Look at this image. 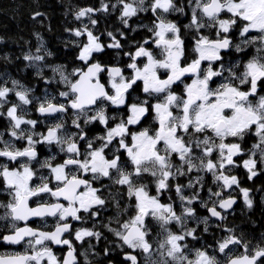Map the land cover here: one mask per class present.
<instances>
[{
	"label": "snow or ice",
	"instance_id": "snow-or-ice-1",
	"mask_svg": "<svg viewBox=\"0 0 264 264\" xmlns=\"http://www.w3.org/2000/svg\"><path fill=\"white\" fill-rule=\"evenodd\" d=\"M146 0H116L111 5L115 11L118 7L121 15L120 19L125 26L128 20L137 16L141 12L150 11L154 16L152 27L148 31L152 32L154 40H145V44H154L159 48L162 59H157L149 48L141 45L134 53H125L130 56L131 63L127 68L133 74L125 76L122 68L113 66L107 68V75L111 81V91L105 89L101 83L100 73L105 72V66L93 62L94 52L104 51L105 45L100 42L99 36L84 25L81 29L71 30L76 37L84 36L86 42L80 45L78 59L83 61L87 68L74 69L69 75L76 77L70 79L60 69V80L67 87V91L59 93L64 98L65 103L54 102L56 97L30 98L29 90L19 85L18 81H12V88L0 86V109H4L9 104L8 97L14 95L19 103H11L5 111H0V116L8 119L9 135L14 140L26 141V147L17 148L12 139L5 140L3 133H0V158H6L8 162L15 163L20 158H25L26 162H21L14 168L9 167V163L0 162V180H2L5 190L11 196V200L6 204H0L5 212L0 215V221H10V234H0V242L8 245H25L23 253L12 255H0V264H77L75 248L71 241L64 237L65 233L73 231L70 223H65L69 217L72 220H87V217L80 215L90 213L93 217L99 215V208L105 205V199L98 195L100 189L92 186V181L108 178L114 184L127 186L129 199L134 198L135 215L127 222L121 224V230H108L122 241L123 246H127L133 251L143 254V264H222L215 255H209L206 250H196V259L190 260L185 253L188 244L185 242L188 237L193 240L199 239L194 228H187V218L195 217V209L190 207L198 198V192L192 197H185L182 194V186L176 185L175 190L182 202V212L180 215L174 210L171 204L160 203L158 196H150L146 191V186L137 185L133 177H141L144 174L156 178L157 192L169 189V180L175 179L176 174L185 175L196 170L197 172L211 173L214 182L217 184V191L208 189L209 200L212 197L217 199L209 207L207 201H201V206L207 208L210 217L219 220L226 219L221 210L232 208L235 200L229 195L224 197L226 190L233 186L239 188L243 199L248 207H252V200L249 191L240 188L236 176L230 174L229 166H238L234 160L236 156L244 155V149L238 142L225 143L228 137L244 140L245 136L252 133L258 142L249 151V158L243 161V167L249 172V179L258 173L254 170L257 163L264 165V95H260L253 102L250 97H257L258 91L264 88V0H194L190 4L191 18L188 28L192 29L195 35L193 52L196 57L185 66H181V59L184 57V40L181 37V29L176 23L167 19V14H184V8L178 6L176 0H152L151 4L145 7ZM96 11H109V4L101 0L99 9L83 8L76 12L75 18L80 20L88 17L90 23L95 25L97 21L92 19V14ZM222 13L226 18L222 17ZM37 15H42L37 13ZM240 23L239 34L241 37H248L249 33L258 35L243 40L242 43L253 44L258 42L260 47L256 48L257 55L253 56L241 74L237 75L232 68L221 71H213L208 67L201 78V63L203 61H218L222 57L221 50H227L232 45L228 33ZM215 29L216 39H209L201 33V29ZM112 43L108 48L120 49L122 47L119 40L111 32L107 34ZM123 35V33H121ZM39 39V37H37ZM237 52L242 51L240 45H235ZM39 51V49L37 50ZM141 57L146 58V63L142 67L138 66L136 60ZM25 60L40 61L42 56H25ZM163 69L166 78H161L158 70ZM224 71L229 73L216 88L210 87L213 77L223 76ZM190 75L195 79L190 85L185 86V96H178L172 91V86L182 80V77ZM141 81L143 92L148 97H156L157 102L150 104L148 99L139 103H128L129 90L133 89L137 82ZM248 85L246 90H241V86ZM36 101L37 111L42 116H56L57 113L65 114L69 109L74 110L75 119L72 124L75 128L81 129L79 133H66L64 129L63 117H58L57 123L47 128V132L39 133L32 131L36 128L37 121L25 119L27 109L25 106ZM100 102L99 105L97 102ZM107 102V104H105ZM128 105L129 113L126 120L122 119L114 127H109V120L116 117L106 115L108 106L121 108ZM96 106V107H94ZM155 113V120L158 128L149 134L148 129L138 132H130L129 126L136 125L149 113ZM173 109L178 111L174 115ZM19 110V111H18ZM227 110V111H226ZM94 112V115H89ZM83 118L85 124L99 121L107 129L106 135L98 137L103 143L94 148L91 140L85 141L86 150L81 159V147L79 140H85V134L79 121ZM29 126L28 128L22 127ZM39 139L34 140L33 137ZM119 137L118 140L116 138ZM125 137H130V143L125 141ZM185 137L188 139L186 140ZM116 140L118 147L126 153L131 171L125 170L121 156L112 153L111 158L105 155V149ZM46 143L55 144L60 151L65 153L67 158L63 163L53 166L50 160H45L40 166L50 169L52 179L56 186L50 187L48 177H39L40 183L31 185L30 182L36 173L30 166L31 161L37 158L35 145ZM199 150V155L196 154ZM111 151V150H110ZM259 152V161L254 158ZM217 157L213 158V153ZM173 155L177 156L182 163L174 166ZM54 158V157H53ZM186 167V171L184 166ZM175 167V171H173ZM225 169H229L228 172ZM83 176L91 175L90 179ZM202 177L196 178L195 182H190L187 187L195 188L197 184L203 187ZM83 188L84 191H80ZM47 193L55 198L54 203H39L35 207L29 206L32 197H39ZM68 202L66 207L60 200ZM189 205V206H183ZM96 208L97 211H93ZM126 211V209H125ZM151 216L159 222L161 230L165 233L164 239L159 243L156 252L150 243L149 229L145 225V218ZM45 217L57 218L53 231H42L28 225V221L33 218L44 219ZM209 217H205L201 222L205 224L204 231H207ZM24 222V226H18L16 222ZM117 222H119L117 220ZM170 224L179 225L181 231L173 232L169 229ZM231 232L232 230L228 229ZM75 240L83 242L85 238L95 237L100 239L101 233L87 228L76 229ZM67 245V256L63 261L53 253L50 245ZM231 245H240L244 251L240 256L233 258L227 256L223 264H257L258 260L264 258V247L259 245L249 255V248L246 242L240 238L229 235L218 244V252L224 254ZM107 254V250H105ZM157 254L163 259L157 260ZM125 260L130 264H141L136 255L126 253ZM264 264V261L261 262Z\"/></svg>",
	"mask_w": 264,
	"mask_h": 264
},
{
	"label": "flooded vegetation",
	"instance_id": "flooded-vegetation-1",
	"mask_svg": "<svg viewBox=\"0 0 264 264\" xmlns=\"http://www.w3.org/2000/svg\"><path fill=\"white\" fill-rule=\"evenodd\" d=\"M109 4V11L106 13L107 18L106 19H114V22L112 21L108 25V31L113 34V36L116 37L117 40L120 41L122 47L120 49L116 48H108L105 46L104 51L102 52H94L92 54V59L88 61V64H91L96 61H92L94 59V56L99 53H104L108 52V54L111 56L109 57L110 61L115 62L117 64H108L105 65L106 70L105 72L100 73V78H102L103 82H105L109 88V91H111V86L109 85L110 78L107 75V68L113 67V66H118L123 69L124 75L125 76H131L133 74L132 70L127 68V64L131 63V58L128 55H125V53H134L138 47L143 45L146 48H149L153 52V55L157 59H162L163 57L160 55V49L156 48L154 44H145V40H154V36L152 32L148 31L150 27L153 25V21L155 20V16L148 11L146 14L143 12L139 13L137 16L132 17L130 20H128V25L125 26L124 23L120 19V9L119 7L113 11L111 9V5L116 2V0H107ZM151 2V0H149ZM99 1L94 4V9H99ZM94 19L97 21V24L101 22L103 19L102 14L100 11H96L94 14H92ZM101 16V17H100ZM226 18L225 16H222ZM190 18L191 15L186 16L185 18L181 20H176L173 21V14H167V19L176 23L178 27L181 29V37L184 40V48H185V53L184 57L181 59V66H185L186 62H190L193 58L196 57V53L193 52V47H194V41L189 42V47H187V41L186 37L184 35V28L182 27V20H186L187 22L190 23ZM107 21V20H106ZM103 22V21H102ZM239 27L240 23L238 22ZM234 31L230 32L229 35L233 36V38L229 37L232 41V45H240L241 49H243L240 54L243 53H249L247 56H242V60L244 62L250 60L254 55H257L256 48L260 47L259 43H253V44H246L242 43L243 40L248 39L249 37L256 36L258 35L257 33H249L248 37H241L238 30H235V27H233ZM123 33V35H121ZM201 33L204 35V31L202 30ZM106 34V39L110 40L109 43H112L113 41L111 38ZM101 36V35H100ZM209 38V37H208ZM217 37H212L209 39H216ZM130 39H139V42H136L134 44L128 43H122L121 41L127 40L130 41ZM108 43V44H109ZM232 48L230 46L227 50ZM235 48V47H234ZM227 50H221V60L218 61H203L201 63V78L203 77V74L207 70L208 67H211L213 71H221V65H223L224 69L232 68V70L237 74H241L244 70V66L246 63H239L236 64H229L232 63L234 60L229 59L225 53ZM238 53V54H239ZM111 62V63H112ZM136 63L138 66L142 67L144 63H146V58L141 57L140 59L136 60ZM158 74L161 75V78H166L164 71L162 69L158 70ZM229 76V73L227 71H224L223 76H217L213 77L212 80L210 81V87L211 88H216L222 81L225 80L226 77ZM195 79L194 76L186 75L182 77V80L177 82L174 85H184V91H185V86L190 85L192 81ZM262 84H264V81H261ZM248 88V85H243L241 86V90H246ZM173 89V86H172ZM173 91V90H172ZM129 100L128 103H139V101H142L144 99H148L150 104H154L157 102L156 97H148L146 93L143 92V85L141 81L137 82V85L133 86V89L129 90ZM259 95H264V88L259 89L258 91ZM258 94L257 97H250V99L255 102L256 99H258ZM186 95V93H184ZM9 104L5 105L4 109H0V111H5L7 107L11 105V103H18V100L13 97H8ZM128 105L126 104L125 106L122 107V109L125 110V115H124V120L127 119L129 113L127 111ZM25 108L28 110L27 115L25 116V119H33L37 121L36 128L33 129L34 132H39V133H45L47 132V128L51 126L54 123L59 122L58 117H63L64 121V129L63 131L66 133H79L81 129H77L74 127L72 124L73 119H75L74 113H69V110L65 114H60L57 113L56 116H42L38 111H34L31 113V109H33L32 105H27ZM74 112V111H73ZM148 117V124H151L149 128H146L144 126L145 119ZM152 120V122L150 121ZM81 128L83 129V132L85 134V140H79L78 143L81 147V159H84L83 153L86 150V143L85 141L91 140L93 142V147H99L103 141L98 139V137L104 136L106 134H101V133H92L91 132V127L97 121L91 124H85L83 121H79ZM147 124V125H148ZM153 125V128H151ZM22 127L28 128L29 126L23 125ZM148 129L149 134H153V132L158 128V123L155 120V113L153 111H149V113L141 120L139 124L136 125H130L129 126V131L130 132H138L142 129ZM10 128H9V122L8 119L4 116H0V133H3V138L5 140L12 139L15 146L17 148H23L26 147V141L24 140H14V138H11L9 135ZM98 136V137H97ZM34 140L39 139L38 136L33 137ZM119 138H116L118 140ZM116 140H113L112 144H117ZM125 141L129 142V137H125ZM35 150L37 152V158L35 161L30 162V166L32 167L33 171L36 173L35 177L33 180L30 182L31 185H36L39 184L41 181L39 177L45 176L48 177V183L50 187H55L56 182L54 179H52L51 174H50V169L48 168H42L40 165L45 161V160H50L51 164L53 166H56L58 164L63 163V161L67 158L66 154L61 152L59 147L55 144L48 145L46 143H38L35 145ZM122 150V149H121ZM123 152V150H122ZM124 153V152H123ZM108 158H111V155L105 154ZM124 156L126 157V162H128V157L126 153H124ZM54 157V158H53ZM0 162L4 163H9L10 168L16 167L18 164L21 162H26L25 158H20L18 161L15 163L8 162L6 158H0ZM173 163V160H172ZM82 175V174H81ZM83 177V175H82ZM91 175L85 176V179H90ZM211 180H214L213 176H210ZM148 181L149 183L146 184L145 181ZM134 183H136L138 186L140 185H148L149 188H147V192L149 193L150 196H158V199L160 203L162 204H171L174 208V210L177 212L178 215L181 214L182 212V202H177L175 201V191L173 192V179L169 180V189L161 192H157V185H156V178L152 177L151 175H143L141 177H133ZM213 184L215 186H211V189L213 192L217 191V185L213 181ZM92 186L95 188L100 189V192H98V195H103L109 196L113 194V191L117 189L118 187H122L124 189V193L126 194L127 201L130 203H134V198L129 199L127 195V186H116L113 184V182L108 179V178H101L100 180H95L92 181ZM199 189V186L196 187ZM80 191H84L83 188L80 189ZM174 194V195H173ZM105 197V198H106ZM225 197V196H224ZM104 198V199H105ZM217 198H214V201ZM11 200V196L8 195V192L5 190V187L3 185L2 180H0V204H6ZM55 198L50 197L47 193L41 194L39 197H32L29 200V206L30 207H35L39 203H54ZM60 203H63L66 207L68 206V202L64 200H60ZM245 202L242 196H239V203ZM109 202L105 200V205L103 207L99 208V215L93 217L90 213H83L81 212L80 215L82 217H87V220H81V221H76L72 220L71 217L68 218L67 221H64L65 223H70L72 225L73 231L69 233H65L64 237L69 239L75 248V253L74 255L76 256V261L77 264H130L129 261L125 260V254L130 253L133 255H136L138 257V260L141 261V264H143V254L140 253L139 251H133L132 249H129L127 246L122 245V241L119 240L118 237H116L113 232L108 230V227H111L113 229L121 230V224L124 222H127L131 217L135 215V209L134 207H128L127 208L123 207L122 209L120 208H109L108 206ZM113 205V203L111 202ZM133 205V204H132ZM179 205V207H178ZM209 207L212 206V203H208ZM186 206V205H183ZM192 208L195 209L196 214L197 213H203L204 215L208 214V229L211 231H214L216 233L215 238L213 239V234L209 233L207 236H209V239H200V240H193L191 237H189L185 242L188 244L189 250H185V253L188 255V258L190 260H195L196 259V250H206L209 255H215L219 261L222 262L225 261L227 256L231 255L233 258L240 256L244 249L240 245H231L230 249L226 250L224 254H221L218 252V244L222 242L225 238H227L229 235H233L231 232L227 231L228 229L233 230V227L226 225L223 221L224 220H219L215 217H210V213L208 212L207 208L201 207L200 205L198 206H193L191 205ZM126 209V211H125ZM218 211H221V209H217ZM93 211H97L96 208H93ZM5 212L4 208H0V215H3ZM232 212V211H231ZM224 216L227 214L222 212ZM191 217L187 218L190 219ZM117 220L119 222H117ZM57 218L54 217H45L44 219L40 218H33L28 221V225L34 228H39L42 231H53L55 224L57 223ZM18 226H24V222H16ZM188 224L194 225V222L191 221ZM212 224V226H210ZM10 221H0V234L7 235L10 234ZM103 225V226H102ZM145 225L149 229V241L153 245V251L156 252L159 243H161L164 239L165 233L161 230L159 226V222L153 219L151 216L145 218ZM169 229L173 231V224H170ZM80 228H87L93 231H98L101 233L100 239L97 240L95 237H89L85 238L83 242L75 240L74 232L76 229ZM103 229H106V232L104 233ZM211 236V238H210ZM234 236L240 238L243 242H246L248 244L249 248V255L252 254L253 250L256 248L257 240H254L253 242L250 240H247L242 236L240 233L236 232V235ZM107 237V239H105ZM254 243L256 245H254ZM261 247H264V242H261L258 244ZM52 248L53 253L58 257L60 261H63L68 252V246L67 245H50ZM105 250H107V254L105 253ZM25 251V245H8L6 243L0 242V255H12L15 253H23ZM155 259L160 260L163 259L160 257L158 254L155 257ZM264 261V258H261V260L257 261V264H261V262ZM174 264V262H172Z\"/></svg>",
	"mask_w": 264,
	"mask_h": 264
},
{
	"label": "trees",
	"instance_id": "trees-1",
	"mask_svg": "<svg viewBox=\"0 0 264 264\" xmlns=\"http://www.w3.org/2000/svg\"><path fill=\"white\" fill-rule=\"evenodd\" d=\"M96 2L97 0H0V86H5V81H7L6 86H11V80H16L30 88H49L50 92L54 94L53 97H56V101L54 102L58 101L65 103L64 98L60 97L59 93L67 91V87L63 85L64 89L61 88L62 90L58 92V89H53L52 86L47 85L48 81L46 79L50 78L51 75L49 72L52 68H60L68 73H72L74 69L87 67L83 61L78 59L81 50L80 45L85 42L84 36L76 37L71 30L81 29V22L86 20V18L77 20L75 18L76 12L83 8H94ZM176 3L178 6L184 8V14L174 13L173 21L181 20L186 16L191 15L189 10V0H183V3H181L180 0H176ZM37 13L42 15H37ZM105 15L102 14V18H100L103 19V22L101 21L99 24L92 26L89 22L88 24L90 25L88 26L91 28L94 27L95 34H98V36L101 35L100 38L102 37L100 39L101 43L107 46L110 42V40L106 39L107 28L112 21L114 22V19H106L107 16L105 17ZM223 16H225V14H223ZM92 18L94 19L93 16ZM182 21L187 47H189V42L195 40V35L193 30L187 27L189 22L186 20ZM234 27L235 30H238L239 24ZM202 30L204 31V35L209 38L216 37L215 29L205 28L201 29V31ZM37 37H39V39ZM230 37L233 38L231 35ZM121 42H130V44H134L139 42V39H130V41L124 40ZM38 49L39 51H37ZM238 53L239 52L235 50L234 46L227 50L225 55L231 60L235 59V61L232 63L229 62V64H233V66L234 63L235 66L236 64L239 65L243 59L241 58V55L247 56L249 54L248 52L243 54ZM28 55H39L43 57V60L38 61V63H36L37 65H35L32 63L33 61L24 59V57ZM109 57L111 56L108 52L99 53L94 56L92 61L100 62L103 65L117 64L110 61ZM75 79L76 77L73 76V80ZM59 82L58 86L62 87L60 84L61 82ZM183 86L184 85L179 84L173 85L172 90L178 96H183ZM37 92L40 93L41 91L38 90ZM35 94L37 93H34V96H36ZM99 103L100 102H98V105ZM105 104H107V102H105ZM69 113L74 112L69 111ZM106 115L109 117H116L114 120H109L110 124H112V122H120L124 119L125 110L122 108L113 110L111 106H108L106 108ZM150 121L152 122V120ZM148 122L149 120L147 117L144 122L146 128L151 126ZM88 128H91V132L94 134L102 133L99 122ZM151 128H153V125ZM185 139L187 140L188 138L185 137ZM257 142L258 138L252 133L246 135L244 140L238 141V143L241 144V148L245 150L244 155L235 157L234 160L237 162L238 166H229L230 174L237 177L240 188L249 191V195L252 197V207L244 208V206L239 203L232 212L226 215V219H224L223 222L226 225L233 227V230H235L231 231L233 235H236V232H238L247 240L252 242L257 240L256 244L258 245L259 243L264 242V165L258 162V167L254 170L259 172V174L249 179L250 174L248 170L243 167L242 163L243 160L249 158L248 150H251L252 146ZM113 146L118 147L117 144H112L110 149L105 150V154L109 155L111 153L112 156V153L115 152L116 155H120L125 170L131 171V165L126 162V157L122 150L116 152V148ZM196 154L199 155V150H196ZM254 158L259 161L258 151ZM172 160L174 166H179L182 163L175 155H173ZM186 167L187 166L185 165V171ZM229 169H225V171L228 172ZM173 171H175V167ZM195 176H201L203 178V187L201 188L200 185L197 184L196 187L199 186V191L196 190V187L188 189V196L190 197V191H198V198L194 202L199 203L202 200H206L209 177L212 176V174L193 170L185 175L176 174L175 179H173V192L175 191L176 196L175 201L179 198L175 186H182V193L185 196L184 191H186V189H184V186L185 184L188 185ZM145 183L148 184L149 182L146 180ZM114 185L121 186L117 184ZM124 192L125 191L122 187H118L113 191L112 195L107 197L105 194L103 195V198L106 197L105 200L109 202V208H127V197ZM194 195L195 194H193V196ZM229 195H231V197L240 196L239 188L234 187L232 190H226L224 192L225 197H228ZM180 202L179 199V203ZM128 207L131 208L130 205H128ZM195 217H201L203 219L208 217V214L204 215L203 213H197ZM194 226L196 225H193V228L196 230V235L199 237V239L196 240L209 239V236H207L209 233L213 234V239L215 238L216 233L214 231H210L209 229L204 231L205 224L200 227ZM210 226H212V224ZM103 231L105 233L106 229H103ZM105 239H107V237H105ZM256 244L254 243V245Z\"/></svg>",
	"mask_w": 264,
	"mask_h": 264
},
{
	"label": "rangeland",
	"instance_id": "rangeland-1",
	"mask_svg": "<svg viewBox=\"0 0 264 264\" xmlns=\"http://www.w3.org/2000/svg\"><path fill=\"white\" fill-rule=\"evenodd\" d=\"M99 1V6L101 7V0H97V2ZM181 1V3H183V0H180ZM103 2L104 3H108L107 2V0H103ZM151 2H152V0H151ZM151 2H149V0H146V3H145V7H147L148 5H150L151 4ZM189 3L190 4H194V0H189ZM189 10H190V12H191V10H192V8H191V6L189 7ZM103 15H105V12H103V11H100ZM144 14H146L145 12H143ZM105 17H106V15H105ZM86 18V20L85 21H83V22H81V28H83L84 27V25H90V24H88L90 21H89V19H88V17H85ZM93 19V18H92ZM91 26H92V24H91ZM88 28L93 32V34L94 35H96V36H98V34H95V32H94V27H89L88 26ZM239 30H240V27H239V29H238V32H239ZM232 31H234V30H231L230 32H232ZM229 32V33H230ZM229 33L227 34L228 35V37H230V35H229ZM99 38H100V36H99ZM102 38V37H101ZM100 38V39H101ZM232 38V37H231ZM84 39H85V42H86V38L84 37ZM84 42V43H85ZM100 42H101V40H100ZM239 52H241V51H239ZM254 56H256V55H254ZM253 58V57H252ZM251 58V59H252ZM249 61V60H248ZM248 61H246V62H244V60H242L241 61V63H247ZM33 64H35V65H37L36 63H38V61H33L32 62ZM54 69H56V68H52L51 70H50V78L49 79H46L48 82H47V85L48 86H52L53 87V89H58L59 91L58 92H60L62 89H64V86L63 85H65L64 83H62L61 82V80H60V75H59V72H57V71H54ZM58 69H60V68H58ZM60 71H63L64 72V74L65 75H69L70 73H68V72H66V71H64V70H61L60 69ZM162 71H164L163 69H162ZM69 78L70 79H73V76H71V75H69ZM3 81H5V80H3ZM12 81H16V80H11V86H7V87H9V88H12L13 87V85H12ZM61 83H60V82ZM58 82L62 85V87H59L58 86ZM191 84V83H190ZM19 85H22L23 86V88H25V89H28L29 90V97L30 98H40V100L42 101L43 99H44V97H49V98H51V97H53V95L54 94H52L51 92H50V90H49V88H44V87H41L40 89L38 88V89H35V88H30V87H28V86H26V85H24V84H22V83H19ZM109 85L111 86V82H109ZM66 86V85H65ZM59 87V88H58ZM62 88V89H61ZM41 91L40 93H38L37 91ZM34 93H37V94H35L36 96H34ZM184 93H185V91H183V93H182V95L183 96H185V98H186V95H184ZM177 95V94H176ZM260 95L258 94V97H259ZM9 97H13V98H16L14 95L12 96V94H10L9 95ZM17 99V98H16ZM18 100V99H17ZM18 103H19V101H18ZM30 105H32L33 106V109H31V113H33V110L34 111H37L36 109H37V107H38V105H37V103H36V101L35 100H33V103L32 104H30ZM111 108L113 109V110H116V109H118V108H116V107H112L111 106ZM122 108V107H121ZM19 111V110H18ZM227 111V110H226ZM173 113H174V115H178L179 113H178V111L176 110V109H173ZM95 113L94 112H89V115H94ZM81 121H83L84 122V120H83V118H81ZM95 122V121H94ZM94 122H92V123H94ZM97 122H99V121H97ZM119 122H112V124H110L109 123V127H114L116 124H118ZM89 124H91V123H89ZM99 124H100V126H101V129H102V133L101 134H106V131H107V129L105 128V126L103 125V124H101L100 122H99ZM32 131H34V130H32ZM117 138H119V137H117ZM129 141H130V137H129ZM239 140H237L236 138H233V137H228L226 140H225V143H229V142H238ZM112 147V145H109V147L108 148H106V149H110ZM105 149V150H106ZM110 155H111V153H110ZM213 156H214V158H216L217 157V153H213ZM237 157V156H236ZM178 158V157H177ZM234 159H235V157H234ZM244 161V160H243ZM243 163V162H242ZM258 164L259 163H257V167H258ZM257 172V171H256ZM258 174H259V172H257ZM201 177V176H200ZM196 178H198L197 176H195L194 177V179L191 181V182H195V180H196ZM187 181H190V180H187ZM213 181L214 180H211V178L209 179V185L207 186V189H211V186H215L214 184H213ZM140 185V184H139ZM217 185V184H216ZM144 186H146V191H147V188H149V186L148 185H144ZM235 186H233V188H234ZM232 188V189H233ZM184 189H186V191H184V194H185V197H189L188 196V192H187V190L188 189H191V188H189V187H187V184H185V186H184ZM232 189H229V190H227V191H230V190H232ZM196 190H198V189H196ZM199 191V190H198ZM198 191H190L189 192V195H190V197H191V195L193 196V194H197V192ZM183 194V193H182ZM240 196H242V198H243V195H242V193L240 192ZM176 197V196H175ZM249 197H250V199H252V197L249 195ZM214 198L215 197H212L211 199L212 200H209V192H207V195H206V200H203V201H207L208 203H212L213 201H214ZM178 202H179V198H178V200H177ZM132 204H134V203H130V202H126V205L128 206V205H130L131 207H133L132 206ZM193 206H198V205H200L201 206V202H199V203H193L192 204ZM242 205L244 206V208H249L248 207V205L245 203V202H243L242 203ZM186 206H189V205H186ZM190 207H191V205H190ZM202 207V206H201ZM204 219V218H203ZM201 217L200 218H197V217H191L190 219H187V228H193V225H190V224H188L189 222H191V221H193V222H195L194 223V225H196V226H194V227H200V226H203V224L204 223H202L201 221L203 220ZM208 225V224H207ZM181 231V229H180V226L179 225H175V224H173V232H180ZM189 238V237H188ZM187 238V239H188ZM185 250H189V248H186Z\"/></svg>",
	"mask_w": 264,
	"mask_h": 264
},
{
	"label": "water",
	"instance_id": "water-1",
	"mask_svg": "<svg viewBox=\"0 0 264 264\" xmlns=\"http://www.w3.org/2000/svg\"><path fill=\"white\" fill-rule=\"evenodd\" d=\"M103 66V65H102ZM87 68V67H86ZM102 73V72H101ZM101 80V78H100ZM101 83L105 85V89L108 90V87L107 85L101 80ZM98 103V102H97ZM95 107V106H94ZM82 178L85 179V176H83ZM234 200H235V203L233 204L232 208L227 210L226 212H229L231 211L234 207H236L238 205V202H239V198L238 197H232ZM225 211V210H224Z\"/></svg>",
	"mask_w": 264,
	"mask_h": 264
}]
</instances>
